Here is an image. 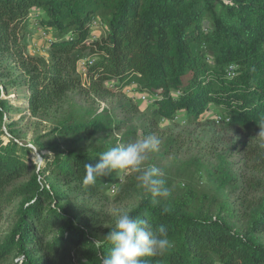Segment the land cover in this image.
<instances>
[{
    "label": "trees",
    "instance_id": "trees-1",
    "mask_svg": "<svg viewBox=\"0 0 264 264\" xmlns=\"http://www.w3.org/2000/svg\"><path fill=\"white\" fill-rule=\"evenodd\" d=\"M96 19L105 28L92 39ZM33 24L52 31L48 58L22 48ZM87 55L94 64L84 80L77 64ZM1 82L0 224L9 229L0 232V264H102L111 247L104 237L114 225L103 228L78 212L75 200L103 194L119 178L112 172L85 186V165L110 147L135 142L137 120L152 133L163 116L183 111L195 121L211 106L248 140L243 168L232 175L235 200L177 191L167 182L171 195L154 201L131 171L120 193L137 196L129 211L134 217L167 229L170 248L144 257V264H264V140L258 137L264 0H0ZM111 82L122 88L137 83L157 96L156 109L148 116L126 103L122 114H112L70 97L78 92L96 103L110 94ZM9 86L27 90L25 103L9 99ZM66 100L69 109L52 134L96 140L97 147L39 143L44 160L38 166L19 138L4 142L3 128L13 132L6 112L38 115ZM115 131L120 136L109 138Z\"/></svg>",
    "mask_w": 264,
    "mask_h": 264
},
{
    "label": "rangeland",
    "instance_id": "rangeland-1",
    "mask_svg": "<svg viewBox=\"0 0 264 264\" xmlns=\"http://www.w3.org/2000/svg\"><path fill=\"white\" fill-rule=\"evenodd\" d=\"M104 28V24L96 19L92 25L91 38L96 39L102 36ZM29 30L30 32L21 44L25 54L48 58L49 46L53 39L52 31L50 33L35 24L31 25ZM84 58L92 59L90 55ZM20 72L15 70L17 75L21 74ZM107 86L110 89V94L105 98L96 97V103L88 101L86 96L78 94V92L70 94V97L84 107L98 108L100 111L104 104V108L112 114H122L120 108L126 103L137 106L140 112L148 116L156 109L157 99L150 102L141 100L140 96L143 92L137 83L123 88L115 82H111ZM0 87L1 89L5 87L3 82L0 83ZM8 88L11 92L9 99L12 102L17 105L25 103L24 97L28 94L27 90L15 89L11 86ZM68 109L69 103L66 100L38 115H31L21 110L6 112L5 120L10 121L13 132L9 133V129L5 126L2 138L4 142H8L10 138L17 137L27 144L32 149L29 159L36 162L38 166H42L44 160L42 154L38 152L37 144L39 143L55 142L65 147L73 146L76 149L97 147L96 140L80 141L74 136L65 138L52 134L57 120ZM223 118H225V113L215 106H211L195 121L191 120L192 118L185 112L178 111L172 118L163 116L158 127L159 130L152 133H148L144 121L137 120L134 123L137 128L135 141L152 134L161 140L159 150L150 154V158L144 162L142 167H158L166 181L170 182L177 191L195 189L200 193H207L210 197H217L219 200H235L238 189L233 182L232 175L240 172L243 168L244 157L241 151L243 144L248 140L224 122ZM120 134L119 131H115L109 138H117ZM43 153L50 152L46 149ZM129 172L120 175L124 179ZM123 179L112 183L103 194L76 199L75 206L78 212L93 216L96 218L97 224L103 228L114 225L116 216L120 212L130 211L138 201L136 195L123 198L120 193ZM8 229L9 225L0 224V232H6Z\"/></svg>",
    "mask_w": 264,
    "mask_h": 264
},
{
    "label": "clouds",
    "instance_id": "clouds-1",
    "mask_svg": "<svg viewBox=\"0 0 264 264\" xmlns=\"http://www.w3.org/2000/svg\"><path fill=\"white\" fill-rule=\"evenodd\" d=\"M258 137L264 140V124L260 125ZM161 140L155 134L137 139L127 145H116L99 154V161L85 165L83 184L95 185L100 177L116 172L119 179L121 173L128 171L139 173L137 179L141 186L151 194L153 200L157 197H169L170 189L162 171L151 166L143 168L150 154L157 152ZM167 209L164 212L167 213ZM111 247L102 259V264H144V257L154 256L167 251L171 243L164 225H153L146 219L134 217L131 212H120L114 226L104 237Z\"/></svg>",
    "mask_w": 264,
    "mask_h": 264
},
{
    "label": "built area",
    "instance_id": "built-area-1",
    "mask_svg": "<svg viewBox=\"0 0 264 264\" xmlns=\"http://www.w3.org/2000/svg\"><path fill=\"white\" fill-rule=\"evenodd\" d=\"M94 64V60L93 59H87V58H82L81 60H79L77 66H78V71L79 73H83L81 74L84 77H87V72L89 70V68L91 66H93ZM232 69V68H231ZM128 91H130V89H128ZM156 95H152L150 96V94H147L146 92H143L140 96L141 100L142 101H145V102H150L151 100H156ZM104 109V104L102 106V110Z\"/></svg>",
    "mask_w": 264,
    "mask_h": 264
}]
</instances>
